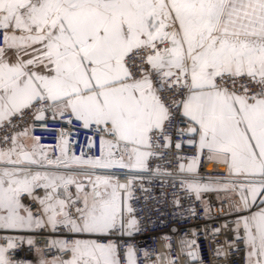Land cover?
<instances>
[{
  "label": "snow or ice",
  "instance_id": "6c2138e0",
  "mask_svg": "<svg viewBox=\"0 0 264 264\" xmlns=\"http://www.w3.org/2000/svg\"><path fill=\"white\" fill-rule=\"evenodd\" d=\"M49 119L69 126L55 157L34 135L37 122L53 130ZM74 123L92 132L88 149L99 137V156L69 155ZM173 137L177 150L196 149L179 173H197L206 154L228 178L153 173L174 187L179 180L205 218L203 193L227 199L239 214L228 247L242 241L245 264H264V0H0V230L45 244L0 236V264H31L12 256L21 244L35 248L38 264H138L129 242L143 230L130 203L137 177L121 183L96 170L147 172ZM196 234L180 241L190 261Z\"/></svg>",
  "mask_w": 264,
  "mask_h": 264
},
{
  "label": "built area",
  "instance_id": "2783aa9c",
  "mask_svg": "<svg viewBox=\"0 0 264 264\" xmlns=\"http://www.w3.org/2000/svg\"><path fill=\"white\" fill-rule=\"evenodd\" d=\"M32 120L31 115L27 117L26 124ZM187 125H177V127H186ZM51 131L42 130L37 122L34 135L41 137L40 143L52 148L51 155H58L55 145L60 130L63 128L69 130V126L62 121H53L49 119L47 123ZM71 139L76 143H69V155H81L82 148L86 156H99V137H93L95 146L91 149L86 147L88 137L93 134L91 131L84 130L78 123L71 126ZM178 137H173V144L169 150H165L162 158H154L149 161V171L137 172L124 169H97L100 175H108L115 172L119 177V182L126 183L127 176L137 177L134 181L133 198L130 200L131 205L136 209L135 216L140 220L141 232L136 233L129 241L135 245L138 264H165V257L170 256L175 264H245L246 250L242 241H235L236 248H229L228 244L233 242V233L230 231L232 222L237 217V213L232 212L228 208L227 199H218L216 192H207L202 199L207 202L210 209L207 218L204 216L203 205L199 201H195L194 196H188L184 191L180 190L179 180L175 181L173 186V178L171 176L161 177L155 175L152 169L159 167L165 172H170L173 176H189L178 172L179 164L187 161L196 155V149L188 146L186 143L181 149L175 148V142ZM185 141L188 139L184 138ZM162 142V141H161ZM157 151H160L157 149ZM183 157L184 159H177ZM200 180H225L227 179V170L224 166L215 162L209 163L206 158H202L197 173ZM193 175L190 177L192 178ZM141 185L149 189L148 192L141 191ZM221 195V194H220ZM175 196L181 198V206L177 207L173 204ZM222 196V195H221ZM147 197V200L145 199ZM189 207L196 209V215H189L186 211ZM221 209L223 211H221ZM228 224V228L222 225ZM220 228V233L212 235V229ZM173 229H176L173 231ZM195 230L198 246V258L190 261L185 254L188 249L181 252V239H192L191 232ZM7 235L5 231H0V236ZM28 236L37 237V247L44 248L43 236L36 233H30ZM27 238V237H26ZM48 238H62V233H51ZM167 238V239H165ZM170 244V248L165 247ZM216 248H222L226 255L217 256ZM147 252L148 258H145L144 252ZM55 253L45 252L46 258H51ZM16 259L30 261L36 264L39 261L35 248H30L27 244H21L20 247L12 253Z\"/></svg>",
  "mask_w": 264,
  "mask_h": 264
},
{
  "label": "crops",
  "instance_id": "0c3cea01",
  "mask_svg": "<svg viewBox=\"0 0 264 264\" xmlns=\"http://www.w3.org/2000/svg\"><path fill=\"white\" fill-rule=\"evenodd\" d=\"M28 143H30V141ZM187 162H188V160L184 161L182 163L187 164ZM183 175H187V176H189L188 179H191L190 176L193 174L183 173ZM214 181H216V180H213V179L212 180H200L201 183H207V184H212ZM221 181H223V180H221ZM205 194L206 193H203L202 196H204ZM221 195L223 196L224 194L221 193ZM232 201L234 203H239V197L238 196H232ZM253 210H255V209H253ZM237 215H239V214L237 213ZM2 231H5V230H2ZM5 233H7L8 236H25V237H28V235L30 234V233L16 232V231H11V230L5 231ZM36 264H38V262Z\"/></svg>",
  "mask_w": 264,
  "mask_h": 264
}]
</instances>
